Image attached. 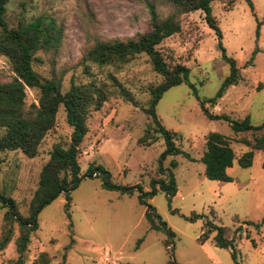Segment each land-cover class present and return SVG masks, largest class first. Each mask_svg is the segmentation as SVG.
<instances>
[{
    "label": "rangeland",
    "instance_id": "obj_1",
    "mask_svg": "<svg viewBox=\"0 0 264 264\" xmlns=\"http://www.w3.org/2000/svg\"><path fill=\"white\" fill-rule=\"evenodd\" d=\"M252 2L254 10L246 0L212 1L221 41L227 55L237 61L242 80L231 86L216 106L207 107L213 114L228 115L236 121L250 116L252 125L260 126L264 124V0ZM148 3L162 16L176 10L165 0H10L7 5V20L12 26L22 19L51 15L62 29L58 49L36 54L34 68L41 77L61 79L63 92L73 84L92 81L111 87L107 102L89 118V132L81 145L82 171L96 163L108 170L114 185L141 184L146 191L150 190L151 180L158 178L164 141L159 137L155 144L144 147L139 139L151 124L144 111L151 98L150 89L161 84L163 77L145 54L123 65L102 67L84 64L82 57L96 42L127 40L144 32L150 19ZM258 20L263 22L259 37ZM181 26L179 34L157 48L169 66L190 69L189 81L201 98H212L230 74L220 39L202 11L183 14ZM111 76L130 91L133 103L112 88ZM13 77L11 63L0 54V80ZM38 95V90L27 89L29 103L37 104ZM156 112L163 125L177 133V145L193 158L190 161L182 155L170 156L164 162L165 167H170L172 160L178 162L174 169L178 192L171 202L177 213H172L164 192H158L150 201L175 232L173 244L166 246L167 235L150 228L138 192L129 196L104 188L101 178H87L71 193L69 205L66 196L61 195L40 213L26 264H34L42 253L51 258L50 264H234L229 250L215 246V233L204 244L199 241L205 219H185L193 213L206 215L229 229L228 237L236 239L241 264H264V154L257 152L249 168L238 163V158L250 150L241 140L252 139L251 132L236 134L228 122L207 118L187 83L165 92ZM211 132L225 135L237 155L228 170L233 178L230 182L213 181L204 175L201 158ZM71 133L62 106L54 129L44 138L36 157L20 150L0 151V192L15 200L23 217L29 215L30 202L53 145H68ZM4 213L5 209H0V236ZM247 221L260 224V228ZM14 228L13 241L5 249L0 248V264H11L18 258V225ZM247 233L256 247L247 239Z\"/></svg>",
    "mask_w": 264,
    "mask_h": 264
},
{
    "label": "trees",
    "instance_id": "obj_2",
    "mask_svg": "<svg viewBox=\"0 0 264 264\" xmlns=\"http://www.w3.org/2000/svg\"><path fill=\"white\" fill-rule=\"evenodd\" d=\"M10 0H0V54L6 57L12 65L14 77L9 81L0 80V151L20 150L28 157H36L39 147L47 134L56 125L60 107H64L66 120L72 128L71 140L68 145L56 143L50 153V160L40 173L39 185L30 202L29 215H20L14 199L0 192V209H5L0 236V248L5 249L14 239L15 225H18L19 235L15 239L18 258L11 264H26L27 251L31 235L38 230V218L43 209L65 195L68 205L71 193L76 190L83 180L101 178L102 186L117 190L129 196L138 192V201L144 206L145 218L150 228L167 235L166 246L176 237L175 232L158 213L150 202L158 192H164L170 204L178 192V185L174 169L178 162L171 161L170 167L164 162L170 156L182 155L193 161L189 153L184 152L177 145L178 135L167 129L159 119L156 107L165 92L170 88L187 83L193 90L205 116L211 120H224L229 123L236 134L251 132L253 138H243L241 142L250 148L238 158L242 168L253 165L257 152L264 154V124L253 126L250 116L241 121L231 119L228 115H217L209 111L207 105L214 107L225 95L227 90L242 80L237 61L227 55L222 43V33L213 16V0H165L174 5L176 10L167 15H160L155 6L147 4L150 19L146 30L127 40L114 42H96L82 57L84 64L98 66L123 65L140 54L149 57L154 70L163 77V82L150 89V101L144 109L151 119L139 143L144 147L155 144L158 138L164 141V150L158 158V178L150 182V190L146 191L141 184L136 186H119L110 182L111 174L96 163L88 166L85 172L80 164L81 145L89 132V118L94 111L102 108L112 93L107 83L92 81L89 83L73 84L67 92H63L62 81L59 78L45 79L34 68L36 54L40 50L58 49L62 40V29L51 15H40L32 20L22 19L12 26L7 20L8 3ZM254 10L252 0H246ZM194 11H202L208 26L213 29L220 39V48L224 60L230 66V74L225 78L216 95L212 98H201L198 89L189 81L190 69L183 65L169 66L158 46L166 39L179 34L182 30L181 16ZM263 22L258 20L257 36ZM112 88L119 92L129 102H134L131 93L116 77L111 76ZM39 91L37 104L29 103L27 89ZM237 155L231 147L228 138L219 133L211 132L207 135L206 151L201 162L205 166L204 175L213 181L230 182L233 178L228 170L233 166ZM1 162V161H0ZM264 167V162H263ZM172 213L177 210L171 208ZM205 219L204 231L199 241L204 244L210 235L213 236L216 247L230 251L234 264H241L235 238H229V229L214 223L206 215L193 213L186 220L195 221ZM248 225L259 229L260 224L251 221ZM264 223V222H263ZM241 231V227L239 228ZM254 247L257 246L250 233ZM73 243V240L71 241ZM51 258L42 253L34 264H50ZM173 264V263H171Z\"/></svg>",
    "mask_w": 264,
    "mask_h": 264
}]
</instances>
